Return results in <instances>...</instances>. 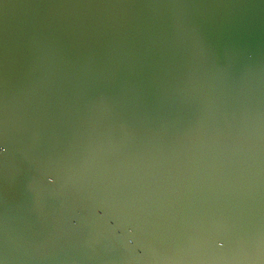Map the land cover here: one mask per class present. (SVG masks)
<instances>
[{"label": "water", "instance_id": "1", "mask_svg": "<svg viewBox=\"0 0 264 264\" xmlns=\"http://www.w3.org/2000/svg\"><path fill=\"white\" fill-rule=\"evenodd\" d=\"M0 264H264V0H0Z\"/></svg>", "mask_w": 264, "mask_h": 264}]
</instances>
